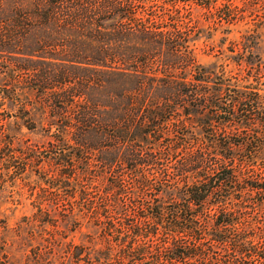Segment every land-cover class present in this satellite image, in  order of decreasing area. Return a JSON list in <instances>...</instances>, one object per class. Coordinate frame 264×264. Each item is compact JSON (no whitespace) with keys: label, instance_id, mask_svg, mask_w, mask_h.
Instances as JSON below:
<instances>
[{"label":"trees","instance_id":"1","mask_svg":"<svg viewBox=\"0 0 264 264\" xmlns=\"http://www.w3.org/2000/svg\"><path fill=\"white\" fill-rule=\"evenodd\" d=\"M221 1L177 0L168 7L218 13L211 27L238 21L245 8L257 18L250 45L230 51L236 68L230 75L221 65L217 72L194 69L193 57L177 43L169 44L168 59L155 56L165 34L149 25L154 12L138 19L134 8L144 11L146 4L136 6V0H0L1 53L24 55L28 34L38 31L39 53L49 50L72 65V73L58 67L54 77L41 68L34 76L57 123L71 101L77 104L73 139L67 137L74 146L54 153L67 151L59 159L71 170L62 179L72 183L59 188L74 201L39 207L32 220L49 228L61 224L68 235L87 239L63 243L59 264H264V67L251 52L264 29V0ZM165 5L162 18L169 17ZM169 36L182 39L175 30ZM134 37L139 43H131ZM83 62L109 78L119 74V117L110 122L84 99L91 76L77 68ZM24 71L13 67V80ZM193 126L200 139L191 138ZM98 179L100 189L81 185Z\"/></svg>","mask_w":264,"mask_h":264},{"label":"rangeland","instance_id":"2","mask_svg":"<svg viewBox=\"0 0 264 264\" xmlns=\"http://www.w3.org/2000/svg\"><path fill=\"white\" fill-rule=\"evenodd\" d=\"M235 1L243 2V0ZM224 2L222 0L220 4ZM9 3L4 4L3 13L5 15L9 14ZM138 3L146 4V8H141L144 11L137 9L138 7L134 8L138 19H141L142 15H146L147 12L148 14L154 12V17L152 14L149 19V25L155 24L165 34L161 41L164 44L163 48L156 49L154 55L160 54L168 59L169 44H180L183 48L182 53L185 56L189 53L193 57L195 61L193 67L199 72V68L217 72L221 65L222 68L224 66L226 74L230 75V70L236 69L230 62L233 56L230 51L238 52L242 44L250 45L251 41H247V36L252 33L253 23L257 20L254 16L250 17L249 10L245 8L240 10V18L235 21L236 24H234L235 22L227 24L222 21L221 24L211 27L209 22L218 19L220 17L218 13L209 12L194 5L187 6V10L183 7H168L170 3L176 4L177 0H136L135 5L138 6ZM164 4L170 11L167 18L160 16ZM174 11L177 13L172 14ZM170 16L177 19V25L171 22ZM174 30L180 32L182 39L170 38L169 35ZM37 32L32 31L28 34L27 40L21 48V53L24 55L14 54L13 50H8L5 53L0 52V264H46L43 261H46L47 264H59L63 243L66 244L70 241L74 244L87 243V239H84L82 234L68 235L61 224L56 228H49L32 221L38 214L39 207L65 208L74 201V199L65 196L61 189L72 183L70 179L68 181L62 179L63 173L71 170L70 166H66L59 159L63 158L62 156L67 151L59 156L54 153L65 148L64 144L67 145V148L74 146L73 140L71 141L74 130L71 126H73L77 109V104L74 105L71 101L69 114L59 119L57 123L58 118L54 112L43 105V99L36 91H40L41 84L35 82V74L39 73L41 68H45L47 74L55 77L58 67L69 68L72 65L69 61L59 62L57 58L51 57L52 54L49 50L46 51L47 55L39 53L35 43L41 33ZM258 34L259 39L255 46L252 45L251 52L253 56L260 59L264 67V29L259 30ZM131 41L132 44L139 43L135 37ZM83 63L82 65L76 64L77 68L83 70L87 77L91 76L88 78L90 81L84 86V99L88 105L99 106V112L101 110L104 121L110 122L119 117V99L117 97L119 96V74H117V78L112 76V79L100 74L99 69L89 67L86 64L88 62ZM16 65H20L25 71L18 80L15 76L16 80L14 81L11 69ZM33 69L35 71H32ZM155 70L161 72L160 68ZM68 72L72 73L70 68ZM87 77H83V79L87 80ZM109 79L112 80L110 85ZM59 80L56 78L55 81ZM261 84L259 88L264 90V69L262 70ZM53 86L52 90L54 91L66 88L58 85ZM72 86L68 85L69 89ZM5 96H13V99L7 100ZM66 123L69 124L70 129L62 132L59 127ZM197 130V127L193 129L191 127V138H201V134ZM69 134L71 137L67 139ZM57 136H59V140H56ZM95 139L99 140V137L97 136ZM95 139L92 138L94 143ZM95 154V157L98 156L97 152ZM23 165L24 167H22ZM40 177L48 180L51 185H45L42 181L45 179ZM92 183L99 189L104 187V182L99 179L81 185L90 187ZM50 216L52 219L54 215ZM62 233V236L64 234L65 237L68 236L62 239ZM57 243H62L61 247L56 248ZM33 253L40 254V260L35 261Z\"/></svg>","mask_w":264,"mask_h":264}]
</instances>
